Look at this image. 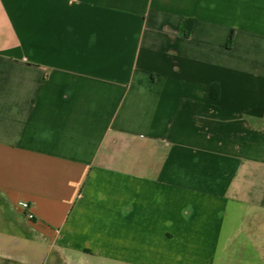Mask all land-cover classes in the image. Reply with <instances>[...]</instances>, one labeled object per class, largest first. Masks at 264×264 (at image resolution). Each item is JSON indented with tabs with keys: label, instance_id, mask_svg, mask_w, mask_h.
Wrapping results in <instances>:
<instances>
[{
	"label": "crops",
	"instance_id": "0c3cea01",
	"mask_svg": "<svg viewBox=\"0 0 264 264\" xmlns=\"http://www.w3.org/2000/svg\"><path fill=\"white\" fill-rule=\"evenodd\" d=\"M0 207V264H264V0H0Z\"/></svg>",
	"mask_w": 264,
	"mask_h": 264
},
{
	"label": "trees",
	"instance_id": "16d2710c",
	"mask_svg": "<svg viewBox=\"0 0 264 264\" xmlns=\"http://www.w3.org/2000/svg\"><path fill=\"white\" fill-rule=\"evenodd\" d=\"M192 19H186L182 25V33L188 35L192 28ZM232 43V36L228 39L227 46L230 47Z\"/></svg>",
	"mask_w": 264,
	"mask_h": 264
},
{
	"label": "rangeland",
	"instance_id": "374dc122",
	"mask_svg": "<svg viewBox=\"0 0 264 264\" xmlns=\"http://www.w3.org/2000/svg\"><path fill=\"white\" fill-rule=\"evenodd\" d=\"M7 209L6 208H4V207H0V213H1V215H2V217H3V215H5L6 214V216L9 214H7Z\"/></svg>",
	"mask_w": 264,
	"mask_h": 264
},
{
	"label": "built area",
	"instance_id": "2783aa9c",
	"mask_svg": "<svg viewBox=\"0 0 264 264\" xmlns=\"http://www.w3.org/2000/svg\"><path fill=\"white\" fill-rule=\"evenodd\" d=\"M32 216H33V215H32L31 213L28 214V217H29V218H32Z\"/></svg>",
	"mask_w": 264,
	"mask_h": 264
}]
</instances>
